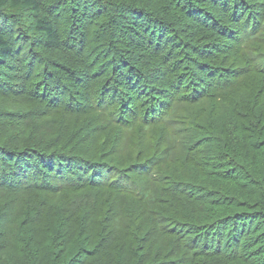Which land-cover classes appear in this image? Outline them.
I'll list each match as a JSON object with an SVG mask.
<instances>
[{"label":"trees","instance_id":"1","mask_svg":"<svg viewBox=\"0 0 264 264\" xmlns=\"http://www.w3.org/2000/svg\"><path fill=\"white\" fill-rule=\"evenodd\" d=\"M0 264H264V0H0Z\"/></svg>","mask_w":264,"mask_h":264},{"label":"bare ground","instance_id":"2","mask_svg":"<svg viewBox=\"0 0 264 264\" xmlns=\"http://www.w3.org/2000/svg\"><path fill=\"white\" fill-rule=\"evenodd\" d=\"M74 3V2H73ZM44 19V18H43ZM149 33V32H148ZM61 163V162H60ZM58 254V253H57ZM54 260V259H53ZM57 263V262H56Z\"/></svg>","mask_w":264,"mask_h":264}]
</instances>
